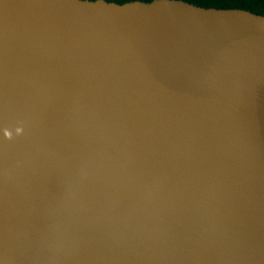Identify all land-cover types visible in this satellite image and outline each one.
<instances>
[{"label": "water", "instance_id": "water-1", "mask_svg": "<svg viewBox=\"0 0 264 264\" xmlns=\"http://www.w3.org/2000/svg\"><path fill=\"white\" fill-rule=\"evenodd\" d=\"M114 3L0 0V264H264V15Z\"/></svg>", "mask_w": 264, "mask_h": 264}, {"label": "trees", "instance_id": "trees-1", "mask_svg": "<svg viewBox=\"0 0 264 264\" xmlns=\"http://www.w3.org/2000/svg\"><path fill=\"white\" fill-rule=\"evenodd\" d=\"M109 2H119V0H107ZM150 2L152 0H126ZM201 7H213L218 9H244L255 14L264 15V0H183Z\"/></svg>", "mask_w": 264, "mask_h": 264}, {"label": "clouds", "instance_id": "clouds-1", "mask_svg": "<svg viewBox=\"0 0 264 264\" xmlns=\"http://www.w3.org/2000/svg\"><path fill=\"white\" fill-rule=\"evenodd\" d=\"M115 4H119V5H127V2H126V0H119V2L114 3V5H115ZM17 131L20 132L21 129H17Z\"/></svg>", "mask_w": 264, "mask_h": 264}]
</instances>
